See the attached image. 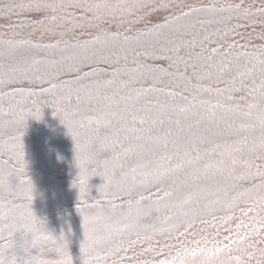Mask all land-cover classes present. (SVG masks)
<instances>
[{
    "label": "trees",
    "instance_id": "obj_1",
    "mask_svg": "<svg viewBox=\"0 0 264 264\" xmlns=\"http://www.w3.org/2000/svg\"><path fill=\"white\" fill-rule=\"evenodd\" d=\"M0 264H264V0H0Z\"/></svg>",
    "mask_w": 264,
    "mask_h": 264
}]
</instances>
